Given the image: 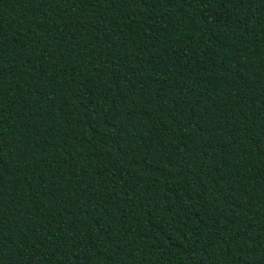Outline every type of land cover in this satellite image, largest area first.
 I'll use <instances>...</instances> for the list:
<instances>
[{"label":"trees","instance_id":"1","mask_svg":"<svg viewBox=\"0 0 264 264\" xmlns=\"http://www.w3.org/2000/svg\"><path fill=\"white\" fill-rule=\"evenodd\" d=\"M0 264H264V0H0Z\"/></svg>","mask_w":264,"mask_h":264}]
</instances>
